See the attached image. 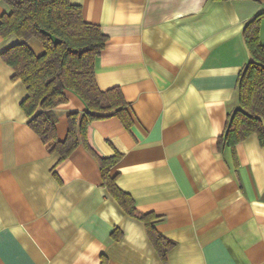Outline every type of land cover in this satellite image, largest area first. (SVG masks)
I'll return each mask as SVG.
<instances>
[{"label": "crops", "instance_id": "0c3cea01", "mask_svg": "<svg viewBox=\"0 0 264 264\" xmlns=\"http://www.w3.org/2000/svg\"><path fill=\"white\" fill-rule=\"evenodd\" d=\"M71 1L108 36L97 83L120 87L133 120L96 119L88 141L102 156L122 154L111 173L174 245L163 259L83 144L63 161L48 149L2 58L22 41L36 54L44 45L0 34V264H264V145L256 134L234 149L218 142L252 58L244 28L259 13L264 43V0ZM8 10L0 2V17ZM65 93L53 108L60 140L68 115L87 110Z\"/></svg>", "mask_w": 264, "mask_h": 264}, {"label": "trees", "instance_id": "16d2710c", "mask_svg": "<svg viewBox=\"0 0 264 264\" xmlns=\"http://www.w3.org/2000/svg\"><path fill=\"white\" fill-rule=\"evenodd\" d=\"M9 10L0 17V34L17 35L25 40L35 37L44 45L36 54L25 42L13 44L2 52L3 60L13 69V78L21 79L27 96L21 107L29 125L38 133L50 151L60 154L63 161L83 144L98 160L104 185L125 211L146 224L148 235L160 256L165 259L174 241L161 235L156 215L138 211L134 198L117 183L112 167L121 158L98 154L88 141L92 121L118 115L130 127L133 120L129 103L118 86L101 89L96 79V58L104 49L108 36L98 24L86 21L82 7L71 0H0ZM263 13L254 16L244 28V38L252 58L243 65L237 79L238 107L228 116L220 147L236 145L252 134L264 145V43L260 38ZM74 91L87 110L68 115L67 137L57 136V118L53 108L67 100L65 90ZM112 238H119L116 228Z\"/></svg>", "mask_w": 264, "mask_h": 264}]
</instances>
